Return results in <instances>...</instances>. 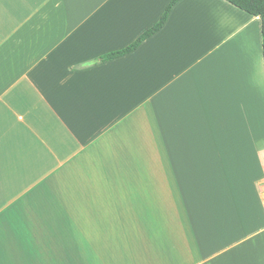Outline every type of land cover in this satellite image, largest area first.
Wrapping results in <instances>:
<instances>
[{"label": "crops", "instance_id": "obj_1", "mask_svg": "<svg viewBox=\"0 0 264 264\" xmlns=\"http://www.w3.org/2000/svg\"><path fill=\"white\" fill-rule=\"evenodd\" d=\"M0 0V264H264L261 20L226 0Z\"/></svg>", "mask_w": 264, "mask_h": 264}, {"label": "trees", "instance_id": "obj_2", "mask_svg": "<svg viewBox=\"0 0 264 264\" xmlns=\"http://www.w3.org/2000/svg\"><path fill=\"white\" fill-rule=\"evenodd\" d=\"M178 0H170L168 5L166 6L162 16L160 19L149 29L144 31L137 39H135L132 43L126 46L123 49L112 51L106 53L99 57L97 61H104L116 57L118 55L127 53L133 49H135L145 38L154 34L158 29H160L163 24L165 23L168 13L171 7L177 2ZM232 5L244 10L245 12L259 16L261 20V38H262V55H263V62H264V0H226Z\"/></svg>", "mask_w": 264, "mask_h": 264}]
</instances>
